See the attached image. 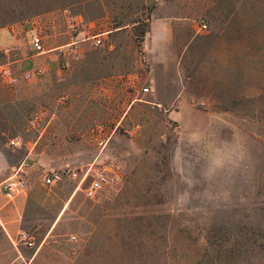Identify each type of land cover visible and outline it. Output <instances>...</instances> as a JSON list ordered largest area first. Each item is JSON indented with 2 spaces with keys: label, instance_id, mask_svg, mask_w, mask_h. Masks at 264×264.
<instances>
[{
  "label": "rangeland",
  "instance_id": "1",
  "mask_svg": "<svg viewBox=\"0 0 264 264\" xmlns=\"http://www.w3.org/2000/svg\"><path fill=\"white\" fill-rule=\"evenodd\" d=\"M67 15L88 23L83 36L127 22L137 49L149 18L184 22L177 30L191 36L180 61L185 102L200 113L178 121L131 113L115 128V100L85 85L78 61L38 85L0 79V100H8L0 104V129H7L0 143L20 135L18 149L49 160L40 175L93 162L119 176L92 199L74 192L54 241L38 248L40 263L264 264V0H0V48L8 33L27 40L30 21L47 25L49 36ZM78 38L79 47H115L106 34ZM89 95L97 102L81 99ZM95 124L107 138L103 147L93 140ZM133 125L139 131L129 135ZM75 185L50 188L65 195ZM41 217L49 223L50 212Z\"/></svg>",
  "mask_w": 264,
  "mask_h": 264
},
{
  "label": "crops",
  "instance_id": "2",
  "mask_svg": "<svg viewBox=\"0 0 264 264\" xmlns=\"http://www.w3.org/2000/svg\"><path fill=\"white\" fill-rule=\"evenodd\" d=\"M87 24H82L78 33V37H83L82 41L106 34L108 38H115V47L76 45L72 52H68L65 45L68 42L65 20L56 21L43 42V51L39 53H33L28 39L20 43L13 34L8 33L5 42L8 52L0 62L8 64L13 73L19 74L24 71L20 68L23 62L35 60L32 65H39L44 69L42 75L31 81L32 85H38L43 83L47 75L67 71L78 61L80 79L86 81L85 85L105 88L108 99L111 97L115 100V112H118L113 126L115 128L128 125L131 113L136 115L140 112L141 118H147L152 112H156V116L175 121L193 118L200 113L199 109L185 102V83L180 61L182 51L191 36L182 38L177 30L186 28L184 22L170 21L165 17L149 18L139 49L133 43V35L127 22L115 29L83 36ZM133 24L134 22L131 25ZM108 56L114 61L111 64L106 59ZM100 65L109 67L103 71L90 68ZM18 83L21 85L23 82ZM143 87H147L146 92H141ZM81 99L97 102V96H83ZM7 101L6 98L1 99L0 104ZM132 127L133 129L126 131L129 135L139 131L138 125ZM44 128H41V132ZM6 132V128L0 129L1 136H6ZM40 134L39 132L32 142L33 146ZM32 151L11 148L5 141L0 143V182L11 176L18 166L26 173L22 192L10 197L0 192V264H41L38 248L54 241L53 231L66 203L75 192L70 191L64 195L50 187L45 189L40 181V173L51 164L39 153ZM48 211L51 215L49 223L41 217L42 212L46 214ZM19 233H25L36 249L32 250L21 244L13 246L11 241Z\"/></svg>",
  "mask_w": 264,
  "mask_h": 264
},
{
  "label": "built area",
  "instance_id": "3",
  "mask_svg": "<svg viewBox=\"0 0 264 264\" xmlns=\"http://www.w3.org/2000/svg\"><path fill=\"white\" fill-rule=\"evenodd\" d=\"M65 30L68 36V42L65 44L68 52H72L79 42L78 33L80 32L82 20L76 15H67L65 17ZM198 30L205 29L203 23L198 24ZM47 25L41 24L38 21H30L28 27V43L33 53L43 51V42L47 37ZM8 48H0V55H5ZM44 73V69L39 65H32L19 74L13 73L8 64L0 62V79L6 84L14 85L18 82L30 81ZM147 87L141 88V92H146ZM62 99V98H60ZM37 117H31L27 121L28 127H35ZM94 137L97 146L103 147L107 138L104 136V130L99 124H95L93 128ZM7 145L11 148H20L25 146L23 138L20 135H14L7 139ZM25 171L16 167L11 176L0 182V192L10 197L20 193L25 188ZM40 181L45 187H52L62 181H76L73 191H80L85 198L92 199L97 193L106 187H111L118 183L119 176L110 165H99L89 163L83 168H74L64 165L58 169H49L40 175ZM86 182V184H85ZM71 238V237H70ZM13 246L23 245L26 248H33L32 240L25 234L19 233L11 241Z\"/></svg>",
  "mask_w": 264,
  "mask_h": 264
}]
</instances>
